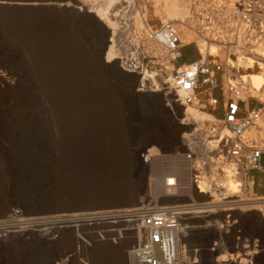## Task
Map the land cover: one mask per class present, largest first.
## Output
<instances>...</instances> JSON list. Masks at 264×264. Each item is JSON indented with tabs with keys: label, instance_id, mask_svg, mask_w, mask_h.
<instances>
[{
	"label": "rangeland",
	"instance_id": "1",
	"mask_svg": "<svg viewBox=\"0 0 264 264\" xmlns=\"http://www.w3.org/2000/svg\"><path fill=\"white\" fill-rule=\"evenodd\" d=\"M14 1L69 6L30 10L0 8V166L29 160L39 166L55 167L85 155L102 156L118 166L120 177L112 188L114 191L135 195L137 202L146 200L144 202L151 205H160L158 200L161 196L170 198L163 189L158 194L154 179H161L162 187L169 173L179 171L181 176L184 175L186 166L174 155L184 152L180 148L181 136L189 131H178L172 148H165L161 139L170 135L178 122H172L175 114L172 102L168 107L165 102L166 99L173 101V98H163L160 105L145 99L153 95L166 96L167 90H163L165 86L157 79L159 76L154 82L157 89L151 86V82L146 83L142 91L136 90V84L123 88L118 68L111 72L105 70V66L115 65L114 60L108 64L104 60L108 46L113 44L115 47L119 17H129L139 33L142 21L153 27L159 26L154 0L114 2L113 7L108 9L113 26L105 39L101 36V28H107L106 22L92 13L93 6L89 9L84 7V0ZM90 1L91 5L99 3ZM206 16L209 21L205 20ZM185 21V24L173 22L185 42L184 58L180 62L195 60L200 53L208 54L214 50L215 55L211 56H217L223 64L229 60L237 68V76L264 77V56L255 58L251 67L241 60L252 58L253 50L257 55L264 54V0H189V15ZM131 34L133 37L136 33ZM110 35L113 43L108 40ZM201 43L207 46L203 51ZM143 46L150 54L158 55L163 66L169 67L158 49L152 51L147 42ZM115 55L114 49V58ZM180 62L178 65H181ZM156 72L152 68L150 74ZM244 88L246 103L251 107H261L263 102L251 97L247 93L249 90ZM194 109L197 110L189 107V110ZM150 133L158 134V140L149 142ZM262 133L261 140L264 141V131L261 136ZM147 150L156 152L148 162L143 163L146 169L140 172L138 159L140 161V154ZM251 197L253 199L249 200L252 202L247 203L255 204H240L235 213H249L253 206L263 214L264 195L251 194ZM45 205L15 196L9 185L0 183V214L11 208L6 216L0 217V231L15 226L9 216L14 211L26 214L20 224L57 220L56 215L33 213ZM120 228L118 225L80 230L79 239L86 243V247L77 257L61 233L55 234L56 241L30 240L29 237L21 242L13 239L2 242L0 239V264H54L63 255L71 256L70 264H127L124 252L127 247L118 251L109 248L110 245L117 249L124 247L123 241H110L116 235L113 232ZM239 229L238 244L233 243L236 246L229 239L223 240L227 243V250L237 254L241 260H248L254 250L264 251V237L254 222L250 221ZM102 230L109 233L103 235ZM69 231V228L62 229L65 233ZM93 232L100 233L102 244L106 247H97ZM195 233L188 234L187 242L205 250L198 264H210V261L216 264L206 250L207 246L194 241ZM248 264H264V257L258 262L253 259Z\"/></svg>",
	"mask_w": 264,
	"mask_h": 264
},
{
	"label": "built area",
	"instance_id": "2",
	"mask_svg": "<svg viewBox=\"0 0 264 264\" xmlns=\"http://www.w3.org/2000/svg\"><path fill=\"white\" fill-rule=\"evenodd\" d=\"M116 24L114 62L121 73L138 77V91L144 90L150 82L157 89L154 82L159 76L157 79L165 86L163 90L170 92L169 96L176 104L206 110L215 120L206 124V130L181 136L185 142L184 152H176L174 157L186 166L185 174L169 173L162 182L164 192L174 198L186 197V201L67 213L62 220L80 227L120 223L122 227L110 241L133 242L124 251L127 264H198L205 250L188 244V234L214 228L218 221L212 216L222 214L221 230L231 231L233 243L238 244L240 229H232L238 226L232 212L240 205L242 191L246 199H253L251 194L255 195L248 176L261 168L264 144L259 125L264 115V103L261 107L246 103L238 70L228 60L223 64L217 56L200 53L197 59L178 65L184 56L185 42L172 21L165 20L157 27L143 23L140 33L126 15L119 17ZM130 32L136 34L132 37ZM111 38L112 35L108 40ZM145 42L152 51L158 49L169 67L163 66L158 55L146 50ZM152 68L157 72L150 74ZM165 102L168 107L170 102ZM251 133L255 135L251 136ZM147 151L140 154L144 163L152 158L147 157ZM218 163L228 166L232 178L237 180L238 191L228 194L219 182V168L214 172L211 170ZM201 218L205 219L203 225L194 223ZM104 233L102 230L101 234ZM225 247L219 238L210 241L206 250L215 261L219 257L215 250ZM226 255L233 261L235 254L232 251L226 250ZM70 263V255H63L54 264Z\"/></svg>",
	"mask_w": 264,
	"mask_h": 264
},
{
	"label": "bare ground",
	"instance_id": "3",
	"mask_svg": "<svg viewBox=\"0 0 264 264\" xmlns=\"http://www.w3.org/2000/svg\"><path fill=\"white\" fill-rule=\"evenodd\" d=\"M116 1H119V0H96V2H99V3H93V5H91V3H89V0H84V7L89 9L90 6H93L92 13H94L98 19L99 18L103 19L106 22L107 28H105V27L101 28L102 29L101 30L102 31L101 36H103L104 39H105V36L107 35V32L109 34V28L111 26H113V24L109 20L110 11H108V9L112 8L113 3ZM79 2H81V0H79ZM90 2H93V0H91ZM153 4H154L155 9H156L155 14H156L158 20L160 21V23L165 21V20H169L172 22H182L183 24H185V22H186L185 18L189 15V0H154ZM108 5H109V7L107 8ZM68 6H69L68 4L30 3V2H25V1H14V0L13 1L12 0L11 1H0V8L1 9H13V10L14 9L30 10V9H46V8L47 9L48 8L59 9V8H68ZM106 12H108L107 16H106ZM111 12H112V10H111ZM159 14L161 15V17L159 16L160 19L158 17ZM135 23L137 25L138 21ZM143 23H146V22L144 21L141 24H139V27H140L139 31L140 32L142 31V27H143L142 24ZM143 32H144V30H143ZM179 35H180V33H179ZM110 42L113 43L112 40ZM200 46H201L202 51L204 49H206V47H207L203 43H201ZM107 49L108 50L106 51L105 58H104L106 64H108L111 60L115 59L114 58L113 44L110 47L108 46ZM212 54H214V50L212 52L208 53V55H212ZM252 56H253L252 58L244 57L243 59H241L242 63L244 65H246L247 67H251V65L254 63V59L259 58V57L263 58L264 54L262 53V54L257 55L256 52L253 50ZM228 63L230 64L229 60H228ZM115 69H116V66L114 64L112 66H105V70L110 71V72H111V70H115ZM118 75L120 76L119 81H120L121 85L123 86V88H126V87L131 88L132 85L135 86V84L138 82V77H136V76H130L129 77L128 75H125L122 73H119ZM239 80H240L241 84L243 85V88L245 87V84H246L247 87H245L244 89L249 90L247 93H250L251 97H255L258 99V101L264 103V95H263L264 93L261 94L262 93L261 91L264 90V77L262 75H247L244 77L240 76ZM165 94H166V96H164V97H162L160 94V95H155V96L154 95L148 96L145 99H147L146 101H151V102L154 101L155 103L157 102L160 105L161 101L170 95V92L167 91ZM169 98L172 99L173 97L170 96ZM243 98L244 99L247 98L246 92L244 93ZM169 102H172L171 105L173 107V112L175 113L173 115L174 117L171 115L173 117L172 122H174V124H175L176 121L178 120V122H177L178 126L176 123V127L175 128L173 127L174 129L171 130L170 135H167L161 139V142L164 144V147L167 149L172 148L173 143L175 141V135L178 131H181V130L186 131L187 130L189 132H191V131L195 132V131L206 130L207 129L206 124L208 122H213L215 120L214 116H211L209 113H206V112H202V111L199 112V111H197L198 110L197 108H196L197 110L194 109L195 111H193V110H189V107L183 108L180 105L176 104L175 100H173V101L171 100ZM170 109H171V107H170ZM183 112H184V114H183ZM168 113L171 114L170 111ZM182 117H184V118H182ZM263 121H264V115H263V118L261 121L262 124L259 125L261 132L264 131V122ZM254 135H255L254 133H251V136H254ZM156 136H159V135L156 133H150V136L148 137V141L153 142L155 139L158 140V138ZM262 136H263V133H262ZM263 144H264V141H263ZM183 145H185V142L180 143L181 149H182ZM147 152H148L147 157L149 158L156 151L151 150V151H147ZM143 163L144 162L141 163V160L139 161V159H138L140 172H143L146 169V165ZM216 169H218L221 172L219 182H221L222 186L228 191V194H232L235 191H238V188L236 185L237 180L232 178V174H231V171L229 170L228 166H226V164H219L218 163L215 165V167L211 168L212 172H214ZM184 174H185V171H184ZM213 175L214 174H212V177H213ZM160 184H161V179L155 178L154 179V185L158 189V194H160L162 192L161 191L162 187H160ZM164 193H166V192H164ZM243 193L244 192L242 191L241 192L242 195H240L241 198L243 197V200L240 199L239 204H245V203L247 205L255 204V203H250V202L247 203L248 201H251V200H249V199L244 200ZM199 197L204 198L203 196H199ZM186 200H187L186 197H182V198H174V197L166 198L165 197L164 198L163 196H161L159 198L158 202L160 204H169V203H174V202H178V201H186ZM144 201H146V200H144ZM144 201L142 200L141 202H138L137 204H144L145 203ZM151 203H152V201H151ZM10 209L11 208H9L7 211H5V213L9 212ZM240 211H242V210H240ZM249 211H250L249 213H235V211L232 212V214L235 216V218L238 219V226H236L235 228H232V229L242 228V227H244L245 224L252 221V222H254L255 225H257L258 229L260 230L261 234L260 233H258V234H260L262 237H264V213L263 214L259 213V210L253 206L251 209H249ZM5 213L0 214V217L6 216ZM24 215H26V214L20 213V212H15V211L9 214V216L11 217L10 219L15 224V226L7 228L8 230L5 229V231H3L4 230L3 229L2 231H0V239L2 240V242H4V241L8 242V240H10V239L21 242V241L27 240L28 237L30 238V240H46V241L55 240V239H57L55 234L59 235L61 233L62 237L65 236L66 240L69 241L70 245L74 249L73 251H74V253H75L74 255H76V257L80 254L81 250L86 247V243L84 241H80V239H79L80 237L78 236V234L80 233V230H86L87 231V230H91V229L98 228V227H109V226H118V225H120L122 227V225L118 222H115L112 224H107V225L92 226V227H89V226L80 227L79 225H71L69 222L66 223L62 220V218L65 216L64 214L56 215L55 218L57 220H51L49 222L46 221V223L44 221H42V222H37V223L28 222V223H21L20 224L19 221L23 219L22 217ZM70 216H73V215H70ZM211 218L217 219L218 223L216 224V226L210 230H204L203 229L202 231H199V232H196L195 234H193L194 241L198 242V243H204V245L208 247L209 242L211 240L221 238L222 241L225 239H229L232 242V245H234L233 241H232V236L230 234L231 231L228 232V231H224V230L222 231L221 230L219 220L222 218V214L214 215ZM24 219H26V218H24ZM194 223L197 225L198 224H204L205 219H203V218L196 219V220H194ZM64 228H69L70 231L68 233L62 232V229H64ZM117 231H119V230H117ZM108 233L109 232H105L103 235H107ZM113 233L115 234L116 231H114ZM92 234H93L92 237L96 240L95 243L97 244L98 248H102L104 246L106 247L105 244H102L103 243L102 242L103 237L100 235V233L93 232ZM132 243L133 242H124L123 241V245H124L123 248L117 249L116 247H111V245L109 248H111L110 249L111 251H118L119 249L122 250L125 247L131 246ZM223 243L227 244L224 241H223ZM6 244L8 245V243H6ZM234 246H236V245H234ZM226 250H227L226 248H219V249L215 250V254L219 255V257H218V259H216L214 261V263H216V264H224V263L225 264H246L247 262L251 263L253 259L258 262L261 257H264V251L262 249H260L259 251L254 250L252 252V255L250 256V258L248 260H245V259L241 260L242 258L237 256V254H236L234 259H231L233 261H229L230 258L228 257V255H226ZM229 251H231V250H229ZM70 258H71V256H70ZM209 263L212 264L211 261Z\"/></svg>",
	"mask_w": 264,
	"mask_h": 264
},
{
	"label": "water",
	"instance_id": "4",
	"mask_svg": "<svg viewBox=\"0 0 264 264\" xmlns=\"http://www.w3.org/2000/svg\"><path fill=\"white\" fill-rule=\"evenodd\" d=\"M118 166L102 156L85 155L63 165L44 167L29 160L0 166V183L13 195L47 204L35 215L121 209L138 206L135 195L112 189L119 181Z\"/></svg>",
	"mask_w": 264,
	"mask_h": 264
},
{
	"label": "crops",
	"instance_id": "5",
	"mask_svg": "<svg viewBox=\"0 0 264 264\" xmlns=\"http://www.w3.org/2000/svg\"><path fill=\"white\" fill-rule=\"evenodd\" d=\"M189 62H183L181 64L186 65ZM260 167V170L251 172L248 177L252 182L253 192L257 195H264V154L261 156Z\"/></svg>",
	"mask_w": 264,
	"mask_h": 264
},
{
	"label": "trees",
	"instance_id": "6",
	"mask_svg": "<svg viewBox=\"0 0 264 264\" xmlns=\"http://www.w3.org/2000/svg\"><path fill=\"white\" fill-rule=\"evenodd\" d=\"M183 58H184V56H183ZM180 63H182V62H180Z\"/></svg>",
	"mask_w": 264,
	"mask_h": 264
}]
</instances>
